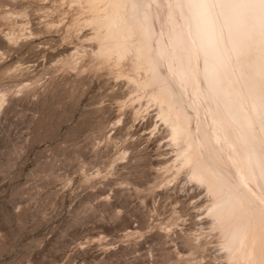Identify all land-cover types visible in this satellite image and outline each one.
Segmentation results:
<instances>
[{
	"label": "rangeland",
	"instance_id": "374dc122",
	"mask_svg": "<svg viewBox=\"0 0 264 264\" xmlns=\"http://www.w3.org/2000/svg\"><path fill=\"white\" fill-rule=\"evenodd\" d=\"M99 1L0 0V264H227L136 44L93 51Z\"/></svg>",
	"mask_w": 264,
	"mask_h": 264
},
{
	"label": "bare ground",
	"instance_id": "6f19581e",
	"mask_svg": "<svg viewBox=\"0 0 264 264\" xmlns=\"http://www.w3.org/2000/svg\"><path fill=\"white\" fill-rule=\"evenodd\" d=\"M107 1L109 11L93 20V51L122 57L136 44L143 71L167 108L161 120L171 142L182 147L173 162L186 165L189 179L211 198L210 225L225 263L264 264L259 18L228 7L240 0ZM87 2L96 9L103 1ZM154 9L166 17L163 32L154 26Z\"/></svg>",
	"mask_w": 264,
	"mask_h": 264
},
{
	"label": "snow or ice",
	"instance_id": "6c2138e0",
	"mask_svg": "<svg viewBox=\"0 0 264 264\" xmlns=\"http://www.w3.org/2000/svg\"><path fill=\"white\" fill-rule=\"evenodd\" d=\"M228 7L247 10L252 16L259 18L260 35L264 41V0H240L239 3L228 5Z\"/></svg>",
	"mask_w": 264,
	"mask_h": 264
}]
</instances>
